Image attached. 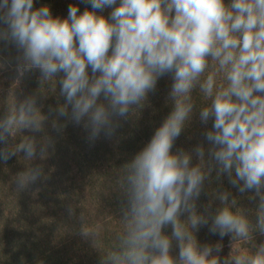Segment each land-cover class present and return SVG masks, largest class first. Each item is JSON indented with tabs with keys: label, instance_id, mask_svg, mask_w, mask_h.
Instances as JSON below:
<instances>
[{
	"label": "clouds",
	"instance_id": "1",
	"mask_svg": "<svg viewBox=\"0 0 264 264\" xmlns=\"http://www.w3.org/2000/svg\"><path fill=\"white\" fill-rule=\"evenodd\" d=\"M81 2L83 12L70 4L61 18L35 0H0V41L18 52L0 114V163L16 157L25 166L15 188L48 179L49 125L57 135L68 123L82 127L90 145L110 140L168 77L171 111L109 193L119 227L109 233L71 203L68 216L98 264H264V0ZM34 72L38 89L17 93ZM49 96L57 103L44 112ZM194 117L205 126L202 141L176 147ZM224 177L240 196L222 187ZM202 228L219 239L201 243Z\"/></svg>",
	"mask_w": 264,
	"mask_h": 264
},
{
	"label": "trees",
	"instance_id": "2",
	"mask_svg": "<svg viewBox=\"0 0 264 264\" xmlns=\"http://www.w3.org/2000/svg\"><path fill=\"white\" fill-rule=\"evenodd\" d=\"M44 4L51 7L54 16L61 18L67 16L70 4L78 5L81 12L86 7L81 0H35L34 7ZM109 11L106 9L104 15ZM17 55L14 46L0 41V114L17 79ZM38 76V72L26 74L17 93L35 92L39 87ZM170 84L168 77L162 78L139 116L122 121L110 140L102 137L90 145L82 127L68 123L63 133L57 135L49 125L48 133L56 144L54 151L50 150L48 158L41 162L48 179L27 191L21 193L13 184L15 174L24 170V162L14 157L7 164L0 163V264H98V252L78 234L79 220L68 216L66 205L73 204L77 215L83 211L90 223L103 221L109 233L119 227L113 215L118 211L117 197L114 193L109 194L114 187L115 175L147 143L171 111L167 102ZM41 103L44 104L43 111L47 112V106H55L57 100L55 96H49ZM204 127L194 117L191 126L176 141V147H194L202 141ZM207 127H211V122ZM216 187L221 185L213 183L212 188ZM222 187L240 196L226 177ZM209 199V195H202L199 203H207ZM241 202L248 203L246 199ZM197 236L201 243H214L219 239L209 234L207 228H202ZM223 243L221 255L225 256L230 251L229 238L225 237Z\"/></svg>",
	"mask_w": 264,
	"mask_h": 264
}]
</instances>
